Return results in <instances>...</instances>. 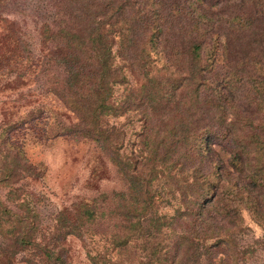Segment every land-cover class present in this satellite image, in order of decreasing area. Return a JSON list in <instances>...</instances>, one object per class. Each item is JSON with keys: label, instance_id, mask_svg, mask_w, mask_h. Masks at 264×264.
<instances>
[{"label": "trees", "instance_id": "obj_1", "mask_svg": "<svg viewBox=\"0 0 264 264\" xmlns=\"http://www.w3.org/2000/svg\"><path fill=\"white\" fill-rule=\"evenodd\" d=\"M240 1L241 13L230 18V23L236 20L238 35L245 36L255 17L264 19V0ZM69 2L73 4L70 10L75 23L58 30L64 48H59V55L52 62L63 74L59 79L61 85L53 91L77 115L78 121L62 123L53 131L49 119L42 117V108L30 111L20 120H0V237L7 242L0 244V253L12 260L21 249L30 247L31 264H69L64 257L68 237H92L100 232L97 228L105 220L112 245L124 249L135 239L150 249L146 264H170L171 259L182 264L183 259H199L203 250L207 254L211 250L208 239L220 236V232L224 236L218 237L213 246L220 241L238 245V236L233 238L232 230L244 221L242 213L246 207L264 221V47H246L247 52L234 64L229 56L230 39L220 38L224 60L233 65L223 70L217 54H212L206 61L207 69L201 71L203 46L209 34L201 25L202 21L207 25L210 6L206 0ZM193 13L203 19H192ZM151 44L156 46L154 52L164 58L163 66L155 68L153 76L142 71L139 87L131 89L124 102L117 104L113 98L117 86H127L130 81L124 66L139 64L145 68L151 62L152 52L147 50ZM19 49L15 60L11 61L12 55L0 60V83L9 78L7 68L20 70L22 76L32 67V62L25 61V52L29 50L25 41L19 42ZM119 57L123 62L118 61ZM190 64L197 70L191 69L188 79L193 81L196 72L204 77L201 73L207 70L213 76L227 74L228 77L221 75V79L227 78L230 92L231 75L242 77L245 91H252L250 102L239 101L237 107L231 108L226 125L225 118L216 117L213 106L208 109L209 115L204 112L205 115L175 118L174 98ZM41 66L51 69L48 60ZM158 73L162 78H158ZM178 74L183 78H176ZM200 76L199 84L203 83ZM131 108L140 109L144 120L145 134L137 153L127 151V131L111 121V117ZM223 108L225 112L226 107ZM241 112L255 116L254 126L253 121L241 123ZM29 132L40 141L66 137L95 142L116 164L128 189L113 195L102 193L77 212L60 211L52 228H45L39 211L31 205L32 192L23 185H15L43 172L26 155L24 143ZM178 173L182 178L190 174L195 179L181 189L179 197L171 190L178 206L169 218L167 213L159 212L166 203L160 184L167 181L164 178L175 175L173 180L179 185ZM2 189H8L7 193L3 194ZM25 191L24 200L16 203L17 193ZM108 202L109 205L105 204ZM103 204L108 206L107 214L100 211ZM17 205L22 212L14 210ZM182 222L187 224L183 226L191 236L181 234L174 239L173 254L168 243V251L165 250V231L171 225L181 226ZM254 243L264 249V236ZM256 249L248 243L244 254L253 255ZM90 262L102 264L98 254L90 255Z\"/></svg>", "mask_w": 264, "mask_h": 264}, {"label": "rangeland", "instance_id": "obj_2", "mask_svg": "<svg viewBox=\"0 0 264 264\" xmlns=\"http://www.w3.org/2000/svg\"><path fill=\"white\" fill-rule=\"evenodd\" d=\"M70 0H0V60L7 55L14 56L11 61L20 53L19 42L25 41L28 49L25 52V60L32 62V67L20 76V70L14 71V68H7L6 72L9 78L0 83V120L4 123L9 121L20 120L26 117L30 111L38 108L43 109L42 117L49 119L51 130L56 131L62 123H73L78 121L77 115L73 113L65 103L54 93L53 89L60 86L59 79L62 77V69L58 68L52 62L59 55V48H64L61 32L58 30L63 27L74 25L73 11L70 10ZM210 6L206 12L205 23L201 22L202 28L205 27L207 40L204 42L205 50L203 61L199 69H207L206 61L212 54H217V61L223 70L233 65L224 60L222 55L223 39H230V60L235 64L236 61L247 52L246 47H264V19L255 17L252 28L245 36L238 35L239 24L235 20L232 24L230 18L241 13L242 2L240 0H206ZM191 18L203 19L196 17L198 13H193ZM212 17V21H209ZM66 22H68L66 24ZM48 28V30H47ZM152 56L149 64L144 68L135 64L133 67L124 66L128 76L129 84L127 86L118 85L114 93V100L117 104L124 102V99L131 93V89H137L141 82L142 71L149 72L153 76L154 69L163 66L164 58L156 54L155 45H150ZM16 52V53H15ZM16 54V55H15ZM50 61L51 69H41V64ZM119 62L123 60L119 57ZM25 62V63H26ZM41 63V64H40ZM186 73V79L183 80L182 87L177 91L175 101V118L185 117L193 114V117L204 112L209 115L208 109L214 107L217 118L224 119L225 125L229 122L230 109L238 106L239 101L242 103L250 102L252 91H245L242 86V77L237 74L231 75L232 90L227 78L221 79L217 73L213 76L211 71L203 72L201 77L196 72V77L192 81L188 79L191 69L197 70L196 66L190 64ZM183 74V75H184ZM181 74L176 78H183ZM199 76L203 83L199 84ZM212 77V78H211ZM158 78L162 76L158 73ZM219 79V80H218ZM221 80V81H220ZM140 83V84H139ZM142 100V99H141ZM251 100V99H250ZM226 111L224 112V108ZM246 108V107H242ZM122 115L111 117V121L122 125L127 131L128 143L127 151L129 153L139 151L142 145L141 140L145 134L144 120L140 109L131 108L127 111H121ZM204 113V115H205ZM255 116L251 113L241 112V123H252ZM61 122V123H60ZM59 124V125H58ZM43 125L45 126L44 122ZM42 126V125H41ZM26 134L24 143L27 157L41 167L43 172L39 175H31L17 182L15 185H23L25 190L32 192L30 197L31 205H35L40 213V218L45 228H52L55 224L56 217L60 211L67 210L77 212V209L83 205L90 204L92 200L102 193L113 195L114 192L126 191L128 189L127 181L121 176L118 167L113 163L95 142L84 139H68L66 137H56L50 141H40L35 138L34 134ZM38 167V169L40 168ZM45 167V168H42ZM44 173V174H42ZM175 175L167 181L160 184L162 188L161 197H164L166 203L163 204L159 212L167 213L168 217L174 213V208L178 206L176 195L171 193L174 190L179 197L181 189L185 188L188 183H193L195 177L187 175L182 178L178 173L179 185L173 180ZM3 186V185H2ZM176 186L179 188L177 189ZM3 194L8 189L1 190ZM2 194V195H3ZM25 192H18L14 198L16 203L22 202L26 196ZM183 195V194H182ZM4 199L5 196L3 195ZM10 202V201H9ZM107 205L110 202L105 203ZM18 209V205L14 206ZM100 210V209H99ZM108 206L103 204L101 212L107 214ZM244 221L239 222L232 230L233 238L237 237L239 244L215 241L218 237L224 236V232L208 239L211 250L207 254L203 250V256L199 259L184 261L182 264H264V249L257 246L254 242L264 236V221L254 216L253 212L246 207L243 211ZM109 220V219H107ZM106 221V220H105ZM105 221L101 223L97 230L98 234L91 236L70 235L66 241L67 253L64 257L69 264H91L90 255L98 254V260L102 264H146L150 249L143 247L144 243L136 242L131 239L126 248L121 249L112 245L110 232ZM185 222L180 225H171L166 228L167 239L170 252L175 254L174 239L183 234L191 236ZM43 227V228H44ZM104 236V238H102ZM181 240V239H180ZM7 242L2 241L0 244L5 245ZM250 243L256 249L255 254H244V247ZM168 251L167 247L165 248ZM185 254V251H183ZM187 254V253H186ZM188 255V254H187ZM33 254L29 248L21 249L20 252L10 260L7 256L0 253V264H31ZM170 264L176 262L168 260Z\"/></svg>", "mask_w": 264, "mask_h": 264}]
</instances>
